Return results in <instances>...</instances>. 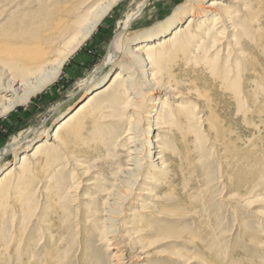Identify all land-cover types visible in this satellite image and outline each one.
I'll use <instances>...</instances> for the list:
<instances>
[{
  "label": "bare ground",
  "instance_id": "obj_1",
  "mask_svg": "<svg viewBox=\"0 0 264 264\" xmlns=\"http://www.w3.org/2000/svg\"><path fill=\"white\" fill-rule=\"evenodd\" d=\"M118 1L0 0V117L26 105L34 95L52 85L70 55L90 37ZM203 1L188 12H178L165 29L135 42L132 47L124 42V36L149 0H141L125 16L103 63L79 83L78 89L87 94L82 102L54 126L52 134L46 131L29 153L26 150L31 143L43 135L40 128L13 141L8 152L21 151L22 154L19 162H13L0 174V227L16 210L19 218L27 215L32 197L38 191H34L38 182L44 179L46 184H56L54 174L46 176V170L41 171L44 173L40 176L39 168H55L72 155L90 157L99 149L106 150L105 158L113 156L112 146H106L105 142L113 134H120L122 123L127 126L121 133L129 145L127 165L123 168L116 165L120 179L107 190V211L102 215L103 223L108 224L113 233L110 237L103 234L102 241L108 251L110 248L115 251V257L120 249L113 247L115 237L118 238L114 212L129 191L134 175L147 170L144 164L151 169L153 188L159 189L170 187L173 166L178 160L183 163L184 158L194 171L200 170V162L206 157L202 142L208 138L215 143L214 147L221 148L230 164L244 157L256 161L254 142L258 137L250 144V149H241L229 140L230 128L217 118V113L225 111L228 116L233 113L245 120L249 116L261 118L259 139L264 143V73L257 70L264 65V30L261 28L264 4L258 2L253 6L256 0H208L205 4ZM185 19H188L186 25L181 26ZM250 46L258 57L246 52ZM121 56L125 60L118 64ZM106 67L115 72L99 87L105 79L100 78V73ZM186 69L191 72L188 77L181 75ZM245 75L253 80L249 82L255 83L254 89L250 87L251 94L240 83ZM8 152L0 154V160ZM261 167L264 168V164ZM87 173L84 171L82 175ZM262 176L264 179V173ZM44 190V197L50 199L60 188ZM250 196V192H245L236 198L244 204ZM61 199L53 205L58 207ZM228 202L231 203V199ZM45 206L46 209L49 206L47 200ZM138 207L142 213L137 217L139 227L146 223L150 213ZM99 212L95 209L93 216ZM93 220L92 217L85 224ZM107 232L110 233L109 229ZM14 240L11 250L0 246L1 256L13 262L18 260L20 264L30 257L36 260L34 264H40L42 260L38 258L44 256L43 250L34 253L28 239L24 241L19 236ZM120 240L123 241L121 237ZM48 264H52L50 259Z\"/></svg>",
  "mask_w": 264,
  "mask_h": 264
},
{
  "label": "rangeland",
  "instance_id": "obj_2",
  "mask_svg": "<svg viewBox=\"0 0 264 264\" xmlns=\"http://www.w3.org/2000/svg\"><path fill=\"white\" fill-rule=\"evenodd\" d=\"M140 1H118L90 37L70 55L52 85L34 95L26 105L0 117V154L8 152L13 141L23 139L28 131L40 128L43 135L31 143L26 150L29 153L32 145L41 140L46 131L48 135L52 134L54 126L82 102L87 94L78 89L79 83L103 63L125 16ZM258 2L264 4V0H256L253 6ZM200 4L202 0H149L125 34L124 42L132 44V47L135 42L165 29L178 12H188L192 6ZM187 20L181 26H185ZM261 28L264 30V23ZM246 52L258 57L251 46ZM123 59L121 56L118 64ZM257 70L264 73V65L258 66ZM183 71L182 76L191 75L189 69ZM114 72L110 71V67L103 69L100 78L105 79L99 87L105 85ZM249 81L253 80L245 75L240 83L251 94L255 83ZM217 116L229 126V140L241 149H250V144L258 137L254 142L258 155L256 161L244 157L230 164L221 148L214 147V142L208 138L202 142L203 156L206 157L200 162V170L194 171L191 163L184 158L183 163L178 160L173 166L170 187L159 189L153 188L149 176L151 169L142 163L147 170L134 175L129 191L125 192L114 212L119 240L115 237L116 246L113 247L120 249L118 258L114 256L115 251L112 248L108 251L102 241L103 234L113 236L111 227L103 223L102 215L107 211V190L120 179L116 165L121 168L127 165L129 145L121 135L127 129L125 123L118 125L120 134H113L105 142L106 146H112L110 153L115 157L105 158L106 150L99 149V153L90 157L72 155L57 163L55 168H39L40 176L44 173L41 171L46 170V176L54 174L56 184H46L42 179L34 189L38 191L32 197L27 215L19 218L16 210L5 218L0 227V233L4 234H0V246H8L11 250L15 238L28 239L32 252L43 250L46 254L38 258L42 260L40 264H48L49 259L52 264H264V168L261 167L264 163H260L264 161V143L259 139L262 136L261 118L249 116L245 120L233 113L228 116L225 111L218 112ZM151 139L154 140L155 136ZM21 154L18 151L4 155L0 160V174L13 162H19ZM93 161L95 164H91ZM251 164L256 165L252 166L254 169ZM84 171H88L87 175H82ZM146 181H149L147 185L144 184ZM46 187H58L60 190L55 192V197L47 199L44 197ZM245 192L251 193L250 199L240 204L236 196ZM60 197L58 208L53 204ZM228 199L231 203H227ZM46 200L49 203L47 209L44 207ZM135 206H142L143 211L150 213L146 223L139 227L137 217L142 213ZM95 209L100 212L94 217ZM92 217L94 220L85 224ZM60 226L70 230L60 229ZM35 261L29 257L24 264H34ZM0 264L20 263L0 255Z\"/></svg>",
  "mask_w": 264,
  "mask_h": 264
}]
</instances>
